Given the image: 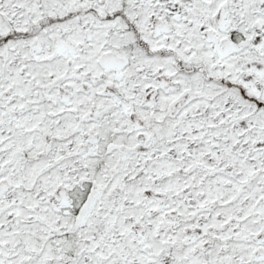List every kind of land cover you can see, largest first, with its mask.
<instances>
[{
    "label": "snow or ice",
    "instance_id": "1",
    "mask_svg": "<svg viewBox=\"0 0 264 264\" xmlns=\"http://www.w3.org/2000/svg\"><path fill=\"white\" fill-rule=\"evenodd\" d=\"M0 264H264V0H0Z\"/></svg>",
    "mask_w": 264,
    "mask_h": 264
}]
</instances>
